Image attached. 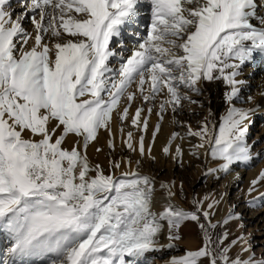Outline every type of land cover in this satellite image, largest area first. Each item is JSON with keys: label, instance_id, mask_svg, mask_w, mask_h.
I'll return each mask as SVG.
<instances>
[{"label": "snow or ice", "instance_id": "6c2138e0", "mask_svg": "<svg viewBox=\"0 0 264 264\" xmlns=\"http://www.w3.org/2000/svg\"><path fill=\"white\" fill-rule=\"evenodd\" d=\"M17 4L19 11L12 0H0V237L7 240L0 264H139L145 254L164 247L159 239L165 231L166 246L174 247L184 221L198 225L202 246L166 264H264V253L258 259L243 235L226 243L225 226L239 214L213 222L224 194L194 197L192 209L185 210L174 203L175 183L161 181L158 199L156 178L138 170L146 155L144 135L137 145L132 131L124 139V122L130 119L146 133L154 108L160 122L171 108L173 123L181 126L175 117L182 101L196 103L189 93H201L204 81L219 80L229 88L227 113L218 130L207 117L195 129L186 125V137L198 139L190 154L199 158L204 150L206 159L217 162L205 176L228 174L250 161L246 137L252 109L235 103L245 83L238 78L244 66L264 54V0ZM145 6L150 22L141 35ZM134 37L135 45L127 48L126 39ZM138 99L141 106L133 114ZM114 113L123 143L141 159L136 169L128 159L127 170H121L125 161L112 160L106 173L90 162L88 149L101 129L115 149ZM160 130L157 123L153 142ZM177 138L185 139L173 132L162 151L182 164V147L171 151ZM151 152L149 145L147 155L154 161ZM261 181L264 172L249 193Z\"/></svg>", "mask_w": 264, "mask_h": 264}, {"label": "rangeland", "instance_id": "374dc122", "mask_svg": "<svg viewBox=\"0 0 264 264\" xmlns=\"http://www.w3.org/2000/svg\"><path fill=\"white\" fill-rule=\"evenodd\" d=\"M12 7L16 9V11H19L17 0H12ZM24 24L29 31L32 30V26L28 21H25ZM249 66L250 64L247 63L243 69L250 68ZM213 84L219 85L223 89L222 98L225 103L226 99L224 94L225 92L229 91L227 85H225L222 81L219 80L204 81L199 85V87L202 89L201 93L199 94L195 92L189 93V95L192 98V101H196V103H192L191 101L188 100L182 101V108L179 111L178 115H176L175 117L177 120L180 121L181 126H177L176 124L173 123L174 114L171 111V108H169L168 111L164 114V119L162 122L159 121L158 116L156 115L158 108H154L152 115L148 117L149 126L146 133H141L139 130L133 128L131 126L130 119L124 122V139L127 138V132L132 131L135 138L133 140V143L134 145H137L140 135L141 134L144 135L146 155L142 159L138 170L143 174L154 176L157 180V184H159V182L161 181L174 182L176 185L175 191L177 192L176 197L178 199V203L182 205V207L181 206L179 207L185 210H191L192 209L191 201L194 197H203L205 195H212L215 196L216 198H219L221 194H224V198L226 202H228L226 204L228 205V208L229 207L231 208L229 213L234 212L236 214H239V219H233L228 225L225 226L227 231L229 232L228 241H226V243L235 239L237 236L243 235L245 237L247 234H249L248 243L251 245L252 249L254 250L256 257L260 258L258 256H261L259 254L261 249L263 251L261 252V254L264 253V198L258 196V198L249 200L248 197L242 196L241 191L239 192L238 189L235 188L227 189L226 186L224 185V179H225L224 173H221L222 175L219 173V177H220L219 179L217 177L212 178V175L205 176L206 169L217 167V162L212 160L210 157H209V163H210L209 165V163L206 164L204 162V160L200 157V155L199 158L191 155L189 156L190 157L189 160L188 159L184 160V154H183L182 157L183 163L177 164L176 160L173 159V155H165L164 152L162 151V149L167 145V142L173 132H178L179 134L181 133L180 136L186 137L185 134L187 131L186 128L187 124H191L193 129H195L197 125L201 121H203L206 117L210 120V115H209L210 102L206 96L207 94L206 87ZM247 86H250L247 88L248 90L245 89L246 91L242 92L241 94L251 97L253 96L252 94L255 93V87L253 85H247ZM248 97H245L246 98L245 100L240 96V100L235 103V106L237 108H241V107L244 108V106L248 103L247 100ZM156 104L158 106L159 100L156 101ZM225 104L227 110L229 105L227 102ZM125 105H126V100H122L121 107ZM138 106H141V101L139 99L133 102L130 112L134 114L135 109ZM151 106H152L151 104L144 106L145 107V112L143 114L144 116H147V107H151ZM220 114H222V111L218 113V118L219 117L221 118V116L224 115L223 114L219 116ZM255 118H257V115L255 116ZM116 120H117L116 132L113 131L115 134V149L113 150L108 147L109 135L108 132L105 131L104 129L100 130L98 134V140L96 142H93L88 149V157L90 162H92L93 164L99 163L105 169L106 173L111 170L110 161L112 160L125 161V163L122 164L121 170H127L126 161L128 159H131L133 169L137 168L136 161L141 159L138 152H131L127 148V146L123 143L119 130H117V128L120 126L117 117ZM250 120H252V118H250L249 121ZM157 123H160V128L162 131L160 130V132L157 134L156 136L157 138L155 139L156 142L158 141L159 136H161L162 133L164 132L163 134L164 142L162 144L161 149L159 150V155H160L159 158L156 156L154 151L156 149L157 143L153 142L152 140V134L155 131ZM263 128H264V118L259 120L255 119L253 127L249 128L251 131H248L246 137L247 142L249 146H251L250 148L252 149L250 150L252 152L255 151L257 153L256 156L253 155L251 156L254 162L252 166L260 167L261 170L260 174L261 172H264V148H263L264 145L262 146L264 142ZM164 130L167 132L165 133ZM258 133L260 135L257 138ZM193 144H196V142H191L188 144L182 143V147L186 148L187 145H189V147L192 150ZM149 145H151L152 147L151 155L155 157L154 161L150 159L149 156L147 155V149ZM97 148L102 149V151L97 152L96 151ZM172 153L174 154L175 152L172 151ZM119 174H120V170H117L116 175ZM259 177L260 176H258V178ZM263 182L264 181H261L260 183ZM181 184L183 185L182 190L180 189ZM236 193L237 194L240 193L238 194L239 196L237 195L236 197L235 195ZM229 213L225 217H227ZM253 214H255L256 217H260V218L253 219L252 218ZM258 215H261L263 217ZM224 230H225L224 228H220L217 231L222 232ZM179 234L182 237V239L179 241H174L173 243L175 246L172 248H168L166 246L167 244L165 245L162 244L163 242L162 241L163 235H162L159 239V244L163 245L164 247L159 250L152 251L151 255L145 254L140 260L145 262V264H166V262L172 257L182 256L185 254L186 250H197L199 247L202 246V233L195 222L184 221L179 229ZM185 239H188L193 243H195L193 249L186 247L187 245L185 244L186 241ZM5 246L2 243L1 245L2 249L6 250ZM237 252H239V246L233 249L232 254L235 255Z\"/></svg>", "mask_w": 264, "mask_h": 264}, {"label": "bare ground", "instance_id": "6f19581e", "mask_svg": "<svg viewBox=\"0 0 264 264\" xmlns=\"http://www.w3.org/2000/svg\"><path fill=\"white\" fill-rule=\"evenodd\" d=\"M143 2H144V0H142V3ZM260 10L262 12H264V8H262ZM149 17H150V10L147 8V6H145L144 8H142L141 15H140V18H139L140 34L141 35H145L146 34L145 33V28L147 27L148 23L150 22ZM136 40H137V38H135V37L126 39L125 46L127 48H132L135 45ZM248 63L250 64V66H249L250 68H245L246 70L243 69L244 72L242 71L243 73L238 78L245 81L244 85L242 86L241 93L245 92L246 91L245 89L250 87V86H247V85H253L255 87V93H253L252 94L253 96H251L252 100L249 101L247 99L248 103L244 106V109H252V112H251V114L249 116V119L252 118V120H250V121L248 120V122H247L248 125H249V128H252L255 119L259 120V119L264 118V95H262V93H264V54L255 55V57L251 61H249ZM113 64H114L113 66H118L115 63V61H114ZM134 86L135 85H133L132 90L135 88ZM206 93H207L206 94L207 99L210 102L209 103V109H210V112H211L210 120H212V121H214L216 123L217 130H218L219 124L221 123V118L220 117H219L220 119L218 118V113L222 111V114H220L219 116H221L223 114H224L223 116H225L226 113H227V110H226L227 107H226V104H225L226 102L224 103L223 98H222L223 89L219 85L213 84V85H209V86L206 87ZM241 97L246 100L245 97H248V96H245L244 94H241ZM256 115H257V118H255ZM116 125H117V120H116L115 114H113L112 128H113L114 132H116V127H117ZM118 129H119V127L117 128V130ZM260 129H262V128H260ZM249 131H251V130L249 129ZM166 132L167 131H165V133ZM163 134H164V132L162 133L161 136H159L158 141L157 142L155 141L157 144H156V149L154 151H155V154H156V156L158 158L160 156L159 155V150L161 149L162 144L164 142ZM168 135H169V133H168ZM259 135L260 134L258 133L257 134V138H258ZM191 142L198 143V139L194 138V137L193 138L185 137V139H183V140L177 138L172 143L171 151L175 152V148H176L177 145H180L182 147V143H185V144L187 143L188 144V143H191ZM68 143L70 144L71 140ZM263 145H264V142H263L262 146ZM263 148H264V146H263ZM182 149H183V154H184V160L185 159L189 160V158H190L189 156H191L190 153L193 151V149L191 150L189 145H187L186 148L182 147ZM252 155L256 156L257 153L255 151L254 152L251 151V156ZM200 157L204 160V162L206 164L209 163V158L206 159L205 156H204V150H200ZM253 164H254L253 158H251V160L248 161V162L239 163L237 166H235L231 170L230 173L225 174V177H224L225 178L224 179V185L226 186L227 189H229V188L230 189H233V188L238 189L239 192L241 191V195L244 196V197H248L249 200L258 198V196H261V194L264 193V182L260 183V184L258 183L259 185L255 186V190L252 191L251 193H249V188L252 187V181L258 179V176H260L259 174H260V171H261L260 167H258V166L253 167L252 166ZM209 165H210V163H209ZM217 176H219V173H217L215 175H212V178H216ZM157 190H158V197L157 198L159 199V184H157ZM238 194H240V193H238ZM238 194L237 193L235 194L236 197H237ZM174 203L176 205L182 207V205L180 203H178L177 197L174 199ZM226 203H228V202H226L225 198H223V200L220 203L219 208H218V210L216 212V216L213 217V222L223 219L229 213L231 208L230 207L228 208V205ZM157 208H159V205H157ZM154 210H156V209H154ZM258 216H261V215H258ZM261 217H263V216H261ZM252 218L253 219L254 218L258 219L260 217H256V215L253 214ZM237 225H238V223H237ZM166 236H167V232L165 231V233L163 234V237H162L163 238L162 239V241H163L162 244H164V245L168 244ZM248 237H249V234H247L245 236V238L247 240H248ZM185 240H186L185 244L187 245L186 247L193 249L194 246H195V243H193L192 241H190L188 239H185ZM151 252L152 251H150L147 254L151 255ZM261 252H263L262 249H261V251L259 253L260 255H261ZM258 257H261V256H258ZM150 260H151V258H150ZM139 263H142V261L139 262Z\"/></svg>", "mask_w": 264, "mask_h": 264}]
</instances>
